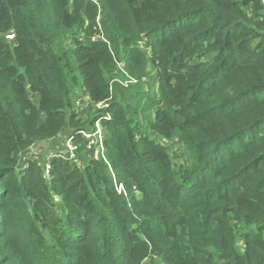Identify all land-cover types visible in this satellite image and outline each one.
<instances>
[{"label": "trees", "instance_id": "16d2710c", "mask_svg": "<svg viewBox=\"0 0 264 264\" xmlns=\"http://www.w3.org/2000/svg\"><path fill=\"white\" fill-rule=\"evenodd\" d=\"M0 264H264V0H0Z\"/></svg>", "mask_w": 264, "mask_h": 264}, {"label": "rangeland", "instance_id": "374dc122", "mask_svg": "<svg viewBox=\"0 0 264 264\" xmlns=\"http://www.w3.org/2000/svg\"><path fill=\"white\" fill-rule=\"evenodd\" d=\"M5 38L8 39L10 42L13 39V35L12 34H7L5 35ZM112 75L114 76V78L112 80L117 81V80H121L123 85L131 88L136 81L132 80L130 78V76L128 75V73H126L124 71V68L121 67V65L117 66L115 71L112 73ZM80 92L77 91L76 94H79ZM78 95L74 96V98H76ZM84 97H82L81 95H79L76 98L77 101V106H78V112L79 114L82 116V118H86L88 115H90L92 112V110H94L95 108H99V105H92L90 104L88 101L83 99ZM99 133H101V136H99V139H102L104 137V132L102 130V128H100ZM95 138V136H94ZM65 140L66 138L63 137V135H61V137L59 138H55L53 140L50 141H45L42 144H35L34 146L30 147L29 150L27 149L25 152H23L22 156H21V160L23 163L26 164V162L29 160V158H34L35 156H39L38 151L40 149H44L42 152L46 153V152H61L64 153L63 155L67 156V150L64 152L65 150ZM175 141V139H174ZM161 142H165L166 144H168L169 149L172 152V159L175 160L176 162H184L186 164H188V161L186 159V157L184 156V149L182 148V145L179 146L178 144H174V142H170V141H166V140H161ZM176 142V141H175ZM86 155L90 156V157H94L97 154V151H95V146H98V149H100V144L97 143V141L95 140H90V139H86ZM47 150V151H46ZM28 151V153L26 154V152ZM42 153V155H43ZM46 154H44L45 157ZM42 158V157H40Z\"/></svg>", "mask_w": 264, "mask_h": 264}, {"label": "built area", "instance_id": "2783aa9c", "mask_svg": "<svg viewBox=\"0 0 264 264\" xmlns=\"http://www.w3.org/2000/svg\"><path fill=\"white\" fill-rule=\"evenodd\" d=\"M119 65L120 64H118V66ZM94 127H95V129H94L93 132H84L83 131L82 132V135L85 138V144H86V139H90V140L97 141V143L100 144V149H98V146H95V151H97V150L101 151V149H102V139H99V136H101V133H99V131H100V125H99V122L98 121L95 122ZM94 136H95V138H94ZM75 149H76V146L71 142V139L68 138V139L65 140V150H64V152L67 150V153L68 154H67V156H65V155H63L64 153H62V155L65 156V157H68V158L72 159L73 157H75V154H74ZM47 166L48 165H46V167Z\"/></svg>", "mask_w": 264, "mask_h": 264}]
</instances>
